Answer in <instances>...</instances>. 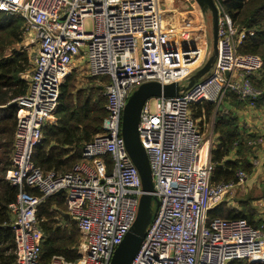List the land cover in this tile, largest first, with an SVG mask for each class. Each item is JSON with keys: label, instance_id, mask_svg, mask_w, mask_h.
Listing matches in <instances>:
<instances>
[{"label": "built area", "instance_id": "2783aa9c", "mask_svg": "<svg viewBox=\"0 0 264 264\" xmlns=\"http://www.w3.org/2000/svg\"><path fill=\"white\" fill-rule=\"evenodd\" d=\"M213 2L218 12L217 53L209 73L177 97L147 100L140 113L137 132L156 201L131 264H264L263 225L253 228L241 219L208 218L246 176L238 172L237 184L211 183L213 141L205 142L190 107L204 101L223 112L227 96L233 94L256 111L261 92L251 78L262 68L259 56L239 53L253 31L239 30L220 0ZM159 3L0 0V13L20 20L37 46L32 69L23 76L27 91L13 101L16 125L6 181L18 189L8 207L17 242L14 264H43L37 210L58 195L64 200V217L76 224L81 237L78 259L54 257L48 264H109L131 229L143 192L121 136L126 102L144 83L185 87L207 59L206 47L194 37L163 31ZM87 20L90 31L85 29ZM79 57L89 77L108 79L103 86L106 117L100 134L83 146L80 161L68 172H43L33 157L45 127L55 123L60 87ZM249 145L261 147L264 154V136ZM252 165L259 166L258 158Z\"/></svg>", "mask_w": 264, "mask_h": 264}, {"label": "trees", "instance_id": "16d2710c", "mask_svg": "<svg viewBox=\"0 0 264 264\" xmlns=\"http://www.w3.org/2000/svg\"><path fill=\"white\" fill-rule=\"evenodd\" d=\"M234 25L240 30L253 31L247 37L239 53L257 55L262 60L258 77H252L253 87L261 92L255 101L256 111L264 115V0H220ZM24 27L20 20H14L0 13V264H14L17 242L11 223L9 205L15 202L18 189L6 181L10 170V156L16 125L14 100L27 91L23 76L31 71L30 55L27 51L14 48L23 40ZM98 80L96 85L94 81ZM74 73L68 75L60 87L59 105L55 113V123L45 127L43 138L35 151L33 162L43 172L66 173L81 159L83 146L100 134L106 117L105 97L102 78H87L82 88L76 87ZM225 105L234 111L224 114L208 102L191 105L194 120L206 125L213 121V145L210 161L214 166L211 183L237 184V173L246 177L253 173L252 161L257 158L259 146L249 145L257 135L248 133L242 126L237 110L246 107L229 94ZM202 120V121H201ZM202 132V128L200 129ZM38 195L37 191H29ZM223 203V202H222ZM222 203L210 210L209 219L224 218L245 220L253 228L264 226L261 219L247 202L237 208L224 210ZM225 204V203H224ZM65 206L62 196L47 199L37 210L38 226L43 233L42 263L48 264L54 257L67 262L78 259L80 234L76 224L64 217ZM229 264H248L246 261H232Z\"/></svg>", "mask_w": 264, "mask_h": 264}, {"label": "water", "instance_id": "95a60500", "mask_svg": "<svg viewBox=\"0 0 264 264\" xmlns=\"http://www.w3.org/2000/svg\"><path fill=\"white\" fill-rule=\"evenodd\" d=\"M193 1L199 7L205 23L207 17H210L214 56L207 60L204 66L190 77L185 87H180L176 83L161 85L157 82H149L140 85L129 96L122 113L121 136L125 144L126 152L138 171L143 193L139 200L136 219L122 242L113 252L109 264H131L140 249L146 228L152 219V203L154 204L156 199L153 196V183L148 159L139 141L137 132L140 113L145 102L151 98H174L179 95L180 91H187L196 81L209 73L216 58L218 28L217 8L213 0ZM58 194H61V192ZM65 218L67 220L69 219L68 217ZM251 264H255V262H251Z\"/></svg>", "mask_w": 264, "mask_h": 264}, {"label": "rangeland", "instance_id": "374dc122", "mask_svg": "<svg viewBox=\"0 0 264 264\" xmlns=\"http://www.w3.org/2000/svg\"><path fill=\"white\" fill-rule=\"evenodd\" d=\"M159 8L163 31H173L176 34H182V36H192L199 42V44L206 47V61L214 56L210 17H207V21L205 23L200 10L193 0H160ZM85 29L87 31H90L91 29V23L89 20L85 22ZM29 39L30 38L24 33L23 40L19 44L15 45L14 48L21 51H27L30 55V63H32L31 60L37 46L34 43H31ZM71 73H74L77 79L76 87L73 91L77 88H82V86L87 82V78H89L86 70V64L82 57L77 58L73 63L70 74ZM103 80L108 82L107 78H103ZM94 83L97 85L99 81L96 80ZM184 84L187 85V83ZM53 119H56V117H53ZM198 125L200 129L202 128L205 142H210L211 140L213 141V125H211V123L206 125L203 122L200 124L198 122ZM248 177L249 176H247L246 179H248ZM260 181V177H257L253 187L250 190H248L249 188H246L248 192H245L243 187H235L230 194L225 196L222 203L223 209L228 210L233 206L235 207V205L238 207L239 203L247 202L248 205H250L249 207H252L251 209L257 208L258 210L260 209V211H264L263 206H260L258 203H252V199L256 200L264 194V190H259V188L257 189L256 187ZM152 206H154L153 203Z\"/></svg>", "mask_w": 264, "mask_h": 264}, {"label": "crops", "instance_id": "0c3cea01", "mask_svg": "<svg viewBox=\"0 0 264 264\" xmlns=\"http://www.w3.org/2000/svg\"><path fill=\"white\" fill-rule=\"evenodd\" d=\"M225 102L223 104V112H225L226 114L229 112H233L234 111L233 106L230 105L229 102L228 104L225 105ZM235 112H236V116H238V118L240 119L243 128L248 133L257 136H264V115L261 111H253L245 107L243 108V110H237ZM256 155L259 160V166L253 170V173L249 175L248 179H246L242 185L237 186V187H243L245 192H248L247 191L248 188H249L248 190H250L253 187L255 183V179H257V177H260L261 180L260 183L257 184L256 186L257 189L259 188V190H264L263 189L264 188V154L262 149L258 150ZM252 200H253L252 203H258L260 204V206L264 207V194L258 199L256 200L252 199ZM233 208H237V206L235 205V207L233 206ZM254 210L261 219L264 218L263 210L260 211V209L258 210L257 208Z\"/></svg>", "mask_w": 264, "mask_h": 264}]
</instances>
